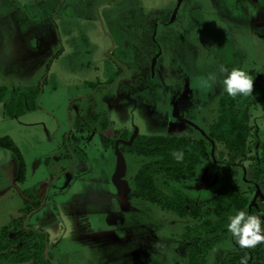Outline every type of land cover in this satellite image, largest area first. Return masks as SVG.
Here are the masks:
<instances>
[{"label":"rangeland","instance_id":"1","mask_svg":"<svg viewBox=\"0 0 264 264\" xmlns=\"http://www.w3.org/2000/svg\"><path fill=\"white\" fill-rule=\"evenodd\" d=\"M175 2L0 0V87L8 90L0 136L18 147L25 174L19 181L18 157L0 147V229L23 221L46 232L45 264H188L192 224L133 193V177L151 159L123 147L131 191L125 204L117 199L116 157L102 145L101 123L111 137L137 129L201 138L225 92L219 66H236L254 78L247 156L264 143V9L252 11L246 0H183L172 26H156ZM10 95L21 115H6ZM210 162L202 158L193 178L163 187L208 199L223 177L222 163L209 173ZM259 201L257 213L264 191ZM234 250L224 240L206 264Z\"/></svg>","mask_w":264,"mask_h":264},{"label":"trees","instance_id":"2","mask_svg":"<svg viewBox=\"0 0 264 264\" xmlns=\"http://www.w3.org/2000/svg\"><path fill=\"white\" fill-rule=\"evenodd\" d=\"M7 92V88L0 87V101L5 98ZM8 98V117L24 113L11 111L10 107L13 104L15 106L16 101L12 95ZM254 102L256 99L250 96L233 98L224 92L219 98L217 117L208 125L201 138L137 134L130 145L119 144L122 153L125 148L145 160H152L150 165L139 169L133 177L134 195L158 205L161 209L171 210L192 224V230L184 237L188 264H206L208 252L216 244L227 239L235 250L227 253L220 264H264V243L243 248L227 231L229 216L236 211L257 213L260 193L264 191V143L254 155L247 156V140L250 135L249 108ZM92 125L98 127L94 121ZM108 130L111 131L108 124L101 123L97 131L104 148H113L114 140L121 136L111 137ZM129 135L130 132L123 138L128 139ZM217 143L222 144L223 150L217 151ZM207 144L211 146L210 152ZM0 147L12 151L18 157L21 163L19 181H22L25 175L24 164L18 147L9 136H0ZM174 152L183 153V158L175 159L172 155ZM208 155L211 157L209 173H214L218 163H222L223 175L222 183L211 197L199 200L189 197L181 190L163 187V183L169 185L170 181L179 182L193 178L196 165ZM247 158L249 162L244 164ZM158 176L163 179L160 184L157 182ZM22 222L1 228L0 258H10L13 264L30 259L32 264H45V260H50L48 253L47 258L44 256L47 233L27 225L24 227ZM11 231H17L13 237H10ZM17 243L21 245L9 249Z\"/></svg>","mask_w":264,"mask_h":264},{"label":"clouds","instance_id":"3","mask_svg":"<svg viewBox=\"0 0 264 264\" xmlns=\"http://www.w3.org/2000/svg\"><path fill=\"white\" fill-rule=\"evenodd\" d=\"M220 83L224 91L233 98L252 95L253 77L241 67L220 65L218 69ZM206 80L212 83L217 79L209 73ZM177 160L183 158V153L174 152ZM227 231L231 237L243 248H251L264 243V211L253 214L246 210H238L229 216Z\"/></svg>","mask_w":264,"mask_h":264},{"label":"water","instance_id":"4","mask_svg":"<svg viewBox=\"0 0 264 264\" xmlns=\"http://www.w3.org/2000/svg\"><path fill=\"white\" fill-rule=\"evenodd\" d=\"M181 1L182 0H176V3H175V5L171 11V14H170L169 21H168V23H166L167 26H171L173 24V21L177 15ZM156 26H157V24H156ZM137 133H138V130L134 129L128 139L117 138V139H115L114 145H113L114 153H115V157H116V163H115L114 172L112 174V182L114 183V185L116 187V197L123 204H125L127 202V196L130 192V187L128 185L127 180L124 178L125 173H126V162H125V158H124L123 153L119 149V144L121 143V144L130 145L132 143L134 137L137 135ZM257 193H258V190H256L255 195H257ZM25 226H26V222H24V227ZM47 253H48L47 252V246H45L44 256L46 258L48 256Z\"/></svg>","mask_w":264,"mask_h":264},{"label":"flooded vegetation","instance_id":"5","mask_svg":"<svg viewBox=\"0 0 264 264\" xmlns=\"http://www.w3.org/2000/svg\"><path fill=\"white\" fill-rule=\"evenodd\" d=\"M236 1H240V0H236ZM241 1H243V0H241ZM246 1H250V2H252V4H250V6H251V9H253L252 11H261V10H263L264 9V0H246ZM183 2V0L181 1V3ZM176 3V2H175ZM175 3H174V5H175ZM174 5H173V7H174ZM180 6H181V4H180ZM180 6H179V9H178V12H179V10H180ZM173 7H172V9H173ZM172 11V10H171ZM178 12H177V15H178ZM251 12V11H250ZM170 14H171V12H170ZM177 15H176V17H175V19H174V21H173V24H174V22H175V20H176V18H177ZM169 18H170V15H169V17H168V20L167 21H163V22H158L157 23V25L158 24H161V25H165V26H167V24L166 23H168V21H169ZM172 24V25H173ZM171 25V26H172ZM168 27H170V26H168ZM138 134V133H137ZM203 135L205 134V132H203L202 133ZM118 138H121V137H118ZM117 139V138H116ZM124 139V138H123ZM115 141V140H114ZM113 145H114V143H113ZM113 149H114V147H113ZM124 155V154H123ZM128 185H129V183H128ZM130 187V186H129Z\"/></svg>","mask_w":264,"mask_h":264},{"label":"crops","instance_id":"6","mask_svg":"<svg viewBox=\"0 0 264 264\" xmlns=\"http://www.w3.org/2000/svg\"><path fill=\"white\" fill-rule=\"evenodd\" d=\"M107 149V148H106ZM24 177H25V175H24ZM24 180V179H23ZM22 180V181H23ZM8 226V225H7ZM1 230V229H0ZM16 232L17 231H11L10 232V237H13L15 234H16ZM47 239H48V235H47ZM19 245H21L20 243H17V244H15V245H12L9 249H15V248H17ZM0 259H2V258H0ZM3 260H5V261H7V263L8 264H13V263H11L10 262V258H8V259H3ZM33 263V261L30 259V260H28V261H26V262H19V263H15V264H32ZM1 264H3V263H1Z\"/></svg>","mask_w":264,"mask_h":264}]
</instances>
